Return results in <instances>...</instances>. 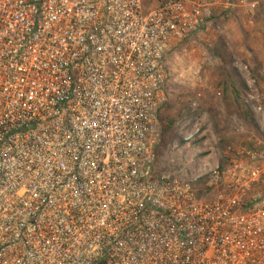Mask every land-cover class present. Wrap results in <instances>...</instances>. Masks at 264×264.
I'll use <instances>...</instances> for the list:
<instances>
[{"label":"built area","instance_id":"1","mask_svg":"<svg viewBox=\"0 0 264 264\" xmlns=\"http://www.w3.org/2000/svg\"><path fill=\"white\" fill-rule=\"evenodd\" d=\"M151 1L0 0V264H264V85L263 136L193 180L156 165L177 58L255 3Z\"/></svg>","mask_w":264,"mask_h":264},{"label":"rangeland","instance_id":"2","mask_svg":"<svg viewBox=\"0 0 264 264\" xmlns=\"http://www.w3.org/2000/svg\"><path fill=\"white\" fill-rule=\"evenodd\" d=\"M247 1L255 3V7L217 17L190 47L194 64L192 72H186V60L181 56L177 58L165 103L174 105L171 115L177 119V124L195 119L192 128L197 119L200 132L199 136L189 141L178 134L173 144L160 146L156 164L159 172L193 180L205 170L208 171L209 167L214 168L221 163L228 149L243 148L249 139L253 141V136H263L257 125L244 121L233 106L230 109L227 106L223 89L218 85L216 68L220 62L210 52L211 47L221 41L233 62L228 70L234 82L240 86L246 85L250 77L255 80L253 72H257L262 75L263 81L257 84L255 80V83L264 85V0ZM146 2L152 4L153 1ZM241 67H247L248 72L241 71ZM205 184L196 183V189L202 191ZM201 197L205 196L197 198Z\"/></svg>","mask_w":264,"mask_h":264},{"label":"trees","instance_id":"3","mask_svg":"<svg viewBox=\"0 0 264 264\" xmlns=\"http://www.w3.org/2000/svg\"><path fill=\"white\" fill-rule=\"evenodd\" d=\"M210 52L212 53L214 58H216L220 62V65L216 68L218 85L223 89L222 95L227 103V106L229 107V109L231 108V106H233L239 117H241L244 121L250 123L251 125L255 126V123H253L254 121L252 114L243 100V94L246 91V87L245 85H237L234 82L232 74H230L228 70L229 66L233 65V62L231 61V57L225 50L221 41L214 44L211 47ZM253 77L256 80L257 84L263 81L262 75L258 74L257 72H253ZM173 106V104L164 103L158 113L160 123L161 147H167L177 140V135L175 132L178 121L175 117L171 115V110ZM204 180L205 178L200 180L199 182H206L207 178L205 181Z\"/></svg>","mask_w":264,"mask_h":264}]
</instances>
